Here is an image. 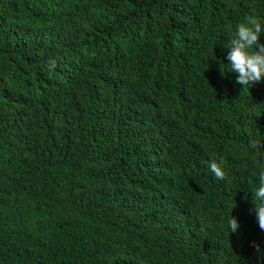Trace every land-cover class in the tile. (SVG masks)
<instances>
[{"label":"trees","instance_id":"1","mask_svg":"<svg viewBox=\"0 0 264 264\" xmlns=\"http://www.w3.org/2000/svg\"><path fill=\"white\" fill-rule=\"evenodd\" d=\"M250 14L264 0H0V264H264V79L239 84L224 45Z\"/></svg>","mask_w":264,"mask_h":264},{"label":"clouds","instance_id":"2","mask_svg":"<svg viewBox=\"0 0 264 264\" xmlns=\"http://www.w3.org/2000/svg\"><path fill=\"white\" fill-rule=\"evenodd\" d=\"M228 71L235 72L236 81L242 86H250L254 82L264 79V42L260 36L264 33V16L248 15L244 20L237 23L234 28L226 26ZM214 57V56H213ZM57 64L55 58L49 60V67L54 68ZM248 149L264 156V137H250ZM208 167L217 179H224L227 171L222 160L212 159ZM252 192L253 209L259 226L264 229V170L260 171L255 184H249ZM233 208V207H232ZM229 232L239 229V221L231 214L228 220ZM257 248L258 258H264V247L259 244Z\"/></svg>","mask_w":264,"mask_h":264}]
</instances>
